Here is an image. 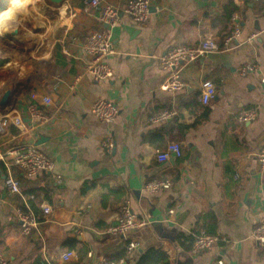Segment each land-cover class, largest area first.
I'll list each match as a JSON object with an SVG mask.
<instances>
[{
    "label": "crops",
    "instance_id": "obj_1",
    "mask_svg": "<svg viewBox=\"0 0 264 264\" xmlns=\"http://www.w3.org/2000/svg\"><path fill=\"white\" fill-rule=\"evenodd\" d=\"M22 1L42 14L50 40L43 55L27 63L20 54L4 52L10 43L28 45L7 35L19 27L24 10H16L14 22L0 32V59L7 60L0 67V99L9 85L16 90L10 105L0 107V151L44 138L38 148L54 167L34 179L14 170L23 195L41 211L51 208L50 215L42 213L37 234L27 237L17 220L21 197L9 194L4 169L0 172V252L6 264L117 263L124 249L126 260L135 264L152 247H160L174 264L176 252L184 251L180 237L193 239L200 231L220 242L208 251L187 252L194 264H264V250L252 236L264 218V174L255 161L264 138V0H149L144 25L121 14L111 29L85 0H65L61 8L44 0ZM128 1L105 0L115 8ZM235 28L240 36L226 43ZM103 30L110 32L114 49L106 60L112 77L95 81L84 74L89 60L84 44L92 32ZM207 37L223 50L173 69L185 84L181 91L161 90L173 70H162L158 59L172 47L197 46ZM247 64L255 71L241 74ZM202 80L216 88L209 107L200 101ZM32 95L49 118L38 128L27 113ZM42 96H50L52 105H41ZM99 99L117 106L113 124L90 114ZM249 110L256 111L255 119L240 121ZM162 111L173 115L165 122L149 121ZM7 114L21 116L29 133L20 136L18 128L2 127ZM107 136L114 141L110 154L100 148ZM170 143L181 145L182 156L158 163L156 156ZM157 180L171 187L148 191L146 185ZM120 205L143 222L128 240L107 233L118 223ZM155 223L174 240L162 237ZM130 240L138 247L127 258ZM67 252L73 256L63 262Z\"/></svg>",
    "mask_w": 264,
    "mask_h": 264
},
{
    "label": "built area",
    "instance_id": "obj_2",
    "mask_svg": "<svg viewBox=\"0 0 264 264\" xmlns=\"http://www.w3.org/2000/svg\"><path fill=\"white\" fill-rule=\"evenodd\" d=\"M87 6L91 9L99 10V22L105 25L108 29L115 27L120 15L125 14L131 17L134 24L142 26L146 23L150 16V1L149 0H129L126 5L121 8H115L105 2V0H85ZM240 36V29L235 28L232 34L226 39V43L237 39ZM251 37L249 40H252ZM84 50L88 57V62L85 64L84 74L88 75L95 81H106L112 77V71L106 60L114 54V49L111 42L110 32L108 30L92 32L84 44ZM223 50L213 38H204L197 46L172 47L158 59L160 68L164 71L175 70L184 64L194 63L200 58L210 54L220 53ZM255 65L247 64L241 67L239 72L246 74L255 71ZM171 73L170 77L162 84L161 90L179 92L185 84L183 83L179 72ZM200 101L204 106L209 107L211 101L216 94V88L209 80H202L200 83ZM33 102L28 105L27 113L29 117L35 121V128L44 126L49 122V118L39 108L36 102V95L31 96ZM41 105L51 106L52 99L50 96L40 97ZM119 110L117 106L108 100L99 99L92 103L90 114L101 124L111 125L118 117ZM173 114L169 111H162L152 115L149 118L151 123L165 122ZM256 117V111L249 110L239 117L240 121H252ZM12 125L19 129L20 136L29 133L30 129L25 125L24 120L19 115H5L2 118L1 126L7 127ZM32 129V128H31ZM114 147V141L110 136L105 137L100 143V148L110 154ZM182 148L179 143H170L166 149L156 156L158 163L167 162L170 158L181 157ZM255 161L258 170L264 174V138L262 139L258 151L255 155ZM0 163L4 169V186L7 188L11 196H20L23 204L28 208V197L23 195L20 180L14 176V170L19 172L21 176L28 179L39 177L44 172L53 169V162L41 151L38 147L19 143L5 151H0ZM171 184L167 180H157L146 185V189L152 193H158L162 190H168ZM43 215H50L51 208L43 206ZM17 220L20 223V230L23 236H31L37 234L39 222L34 214L30 211L24 212L20 208L17 210ZM135 216L131 213L127 205L119 206V218L117 225L108 229L107 233L113 236L121 237L128 240L129 233L142 225ZM253 240L264 250V218L260 220L258 225L253 230ZM220 242L216 236L209 235L204 231L195 234L192 245V253L208 251L215 247ZM138 247L137 242L128 241L127 258L131 257L136 252ZM73 256L72 252H67L62 255V261L68 262ZM133 259V257L131 258ZM132 264V262H130ZM0 264H6V258L0 252ZM98 264H121V262H109L103 260ZM217 264H222L218 262Z\"/></svg>",
    "mask_w": 264,
    "mask_h": 264
},
{
    "label": "rangeland",
    "instance_id": "obj_3",
    "mask_svg": "<svg viewBox=\"0 0 264 264\" xmlns=\"http://www.w3.org/2000/svg\"><path fill=\"white\" fill-rule=\"evenodd\" d=\"M25 10L23 11V15H25V17L18 19L19 27L17 28L23 31L24 38L28 42V45L22 46L17 43H10L9 48H6L4 52L7 51L9 56H16L17 54H20L27 62L29 61V58L42 56L46 49L45 43H47L50 39L48 30L44 25L46 21L42 14L36 11V7L27 6ZM3 38H5V36H3ZM11 46H13L12 49ZM4 52L2 54H4Z\"/></svg>",
    "mask_w": 264,
    "mask_h": 264
},
{
    "label": "trees",
    "instance_id": "obj_4",
    "mask_svg": "<svg viewBox=\"0 0 264 264\" xmlns=\"http://www.w3.org/2000/svg\"><path fill=\"white\" fill-rule=\"evenodd\" d=\"M10 1L11 0H0V13L1 14L3 13V11L7 9ZM17 1H20V0H17ZM27 1L28 0H25L22 2H27ZM29 1H32V0H29ZM6 62L7 60L0 59V67L5 65ZM11 129H13V127H11ZM11 132L16 134L17 130L14 128ZM0 172H3V167L1 163H0ZM27 205H28V208L22 202L19 205V208L23 210L24 212H28V211L32 212L34 216L37 218L38 222L43 221L42 220L43 212L39 209V207L36 205L34 200L29 199L27 202ZM180 238H181L180 241L183 239L182 242L180 243L181 248L186 252H190L192 250L194 238L192 239L188 236L187 237L181 236ZM115 260L129 264V261L126 260V249L122 250ZM135 264H171V260H170V257L160 247H152L148 249L146 252H144L143 254H141L139 258L137 259V261L135 262Z\"/></svg>",
    "mask_w": 264,
    "mask_h": 264
},
{
    "label": "water",
    "instance_id": "obj_5",
    "mask_svg": "<svg viewBox=\"0 0 264 264\" xmlns=\"http://www.w3.org/2000/svg\"><path fill=\"white\" fill-rule=\"evenodd\" d=\"M44 2H46L47 4H49L50 6H53L55 8H61L62 4L65 2V0H44ZM9 39H15V40H20L23 41L24 43H28L25 38L24 35L21 31H19L17 28L11 29L8 31L7 33ZM14 87L12 85H9L6 89V91L3 93L1 99H0V107L1 108H7L10 105V100L13 97V95L15 94ZM44 142V138H39V140H36L34 138H28L24 144L27 145H33V146H40L42 143ZM153 228L159 232V234L162 237H166L171 239L172 241L174 240V237L168 235H165V233L163 232V228L159 223H155L152 224ZM165 235V236H164ZM175 246L177 247V245L175 244ZM194 257L182 250H179L176 252V257L174 260V264H194Z\"/></svg>",
    "mask_w": 264,
    "mask_h": 264
},
{
    "label": "bare ground",
    "instance_id": "obj_6",
    "mask_svg": "<svg viewBox=\"0 0 264 264\" xmlns=\"http://www.w3.org/2000/svg\"><path fill=\"white\" fill-rule=\"evenodd\" d=\"M38 1V0H37ZM27 7L26 5H22L20 2H14L13 5L6 10V12H3L0 15V32L6 28V26L10 25L12 22H14V12L16 10H25ZM26 11V10H25ZM24 13V12H23ZM27 13V12H25ZM16 22V21H15ZM11 27V26H9Z\"/></svg>",
    "mask_w": 264,
    "mask_h": 264
}]
</instances>
